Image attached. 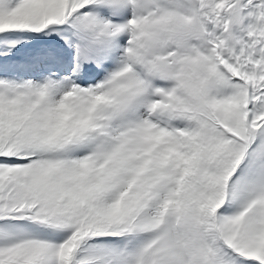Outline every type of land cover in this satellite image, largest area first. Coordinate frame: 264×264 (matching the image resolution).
<instances>
[{"label":"snow or ice","instance_id":"obj_1","mask_svg":"<svg viewBox=\"0 0 264 264\" xmlns=\"http://www.w3.org/2000/svg\"><path fill=\"white\" fill-rule=\"evenodd\" d=\"M0 264H264V0H0Z\"/></svg>","mask_w":264,"mask_h":264}]
</instances>
